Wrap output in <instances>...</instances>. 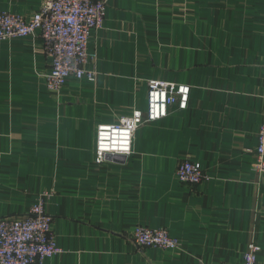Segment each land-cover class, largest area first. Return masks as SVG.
Listing matches in <instances>:
<instances>
[{
    "label": "crops",
    "instance_id": "obj_1",
    "mask_svg": "<svg viewBox=\"0 0 264 264\" xmlns=\"http://www.w3.org/2000/svg\"><path fill=\"white\" fill-rule=\"evenodd\" d=\"M92 33L94 81L47 88L39 32L0 42V219L43 202L61 252L44 264H264V175L253 170L264 124V0H105ZM43 0H0L31 17ZM151 80L191 87L134 135L133 153L96 164L100 125L146 115ZM208 180L179 182L182 162ZM166 230L177 250L139 248L138 227Z\"/></svg>",
    "mask_w": 264,
    "mask_h": 264
},
{
    "label": "built area",
    "instance_id": "obj_2",
    "mask_svg": "<svg viewBox=\"0 0 264 264\" xmlns=\"http://www.w3.org/2000/svg\"><path fill=\"white\" fill-rule=\"evenodd\" d=\"M107 15L105 0H43L31 17L0 12V42L25 38L37 32L44 41L45 52L52 59V69L46 76L47 88L59 92L70 79L94 81L95 70L88 67L91 55L89 42L94 31L103 28ZM191 87L158 80L148 83L146 115L135 112L118 124L100 125L96 134V164L111 157H128L133 153L137 129L145 123L165 119L177 106L186 110ZM253 170L264 175V124L259 133ZM179 182L199 185L208 180L201 164L182 162L177 170ZM53 218L44 210L42 201L22 218L0 219V264H44L61 252L52 235ZM139 248L177 250L178 239L163 229L138 226L132 233ZM259 248L252 245L241 264H260ZM226 264V263H209Z\"/></svg>",
    "mask_w": 264,
    "mask_h": 264
},
{
    "label": "water",
    "instance_id": "obj_3",
    "mask_svg": "<svg viewBox=\"0 0 264 264\" xmlns=\"http://www.w3.org/2000/svg\"><path fill=\"white\" fill-rule=\"evenodd\" d=\"M114 158V160L119 161V159H121L122 157H111Z\"/></svg>",
    "mask_w": 264,
    "mask_h": 264
},
{
    "label": "bare ground",
    "instance_id": "obj_4",
    "mask_svg": "<svg viewBox=\"0 0 264 264\" xmlns=\"http://www.w3.org/2000/svg\"><path fill=\"white\" fill-rule=\"evenodd\" d=\"M148 109V108H147Z\"/></svg>",
    "mask_w": 264,
    "mask_h": 264
}]
</instances>
